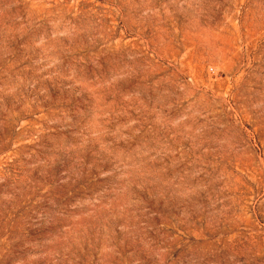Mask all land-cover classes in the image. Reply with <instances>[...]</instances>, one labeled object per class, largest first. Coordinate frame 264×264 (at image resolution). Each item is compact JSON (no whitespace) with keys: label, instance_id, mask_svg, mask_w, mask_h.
I'll return each instance as SVG.
<instances>
[{"label":"rangeland","instance_id":"1","mask_svg":"<svg viewBox=\"0 0 264 264\" xmlns=\"http://www.w3.org/2000/svg\"><path fill=\"white\" fill-rule=\"evenodd\" d=\"M0 264H264V0H0Z\"/></svg>","mask_w":264,"mask_h":264}]
</instances>
